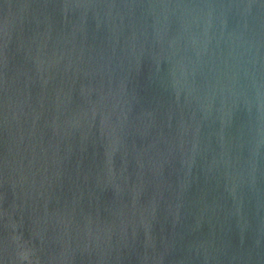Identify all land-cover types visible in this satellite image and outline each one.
Returning <instances> with one entry per match:
<instances>
[{
    "label": "water",
    "instance_id": "obj_1",
    "mask_svg": "<svg viewBox=\"0 0 264 264\" xmlns=\"http://www.w3.org/2000/svg\"><path fill=\"white\" fill-rule=\"evenodd\" d=\"M0 264H264V0H0Z\"/></svg>",
    "mask_w": 264,
    "mask_h": 264
}]
</instances>
